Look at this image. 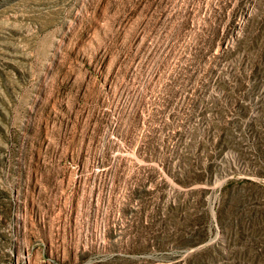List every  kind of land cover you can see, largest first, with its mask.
<instances>
[{
    "label": "rangeland",
    "instance_id": "rangeland-1",
    "mask_svg": "<svg viewBox=\"0 0 264 264\" xmlns=\"http://www.w3.org/2000/svg\"><path fill=\"white\" fill-rule=\"evenodd\" d=\"M0 264H264V0H0Z\"/></svg>",
    "mask_w": 264,
    "mask_h": 264
},
{
    "label": "trees",
    "instance_id": "trees-1",
    "mask_svg": "<svg viewBox=\"0 0 264 264\" xmlns=\"http://www.w3.org/2000/svg\"><path fill=\"white\" fill-rule=\"evenodd\" d=\"M195 208H196V206H195ZM199 208H201L203 210H202L201 214H199L198 218H200L201 222L203 221L205 224L207 221V210L204 208L202 202H199ZM199 229L200 228L197 227V225L192 224L191 229L188 230V235L186 236L181 232V236L179 235V237L173 243L176 244L177 246H184V245L194 246V245H197L198 243H200V240H197V239H200L199 236H196V233H197V231H199ZM201 229H203V227H201ZM194 237H197V238H194ZM184 239H186L187 243L182 244L181 242H178V241L183 242Z\"/></svg>",
    "mask_w": 264,
    "mask_h": 264
}]
</instances>
